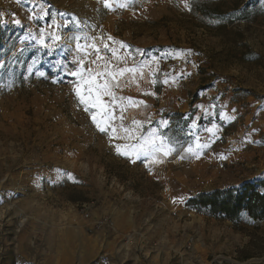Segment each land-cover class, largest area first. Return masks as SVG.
I'll use <instances>...</instances> for the list:
<instances>
[{
	"label": "rangeland",
	"instance_id": "374dc122",
	"mask_svg": "<svg viewBox=\"0 0 264 264\" xmlns=\"http://www.w3.org/2000/svg\"><path fill=\"white\" fill-rule=\"evenodd\" d=\"M123 2L114 16L104 0H19L0 15V55L12 52L0 67V264H264V221L235 226L185 206L198 192L264 179V17L218 24L190 0ZM16 7L27 22L13 23ZM113 38L132 65L153 68L156 93L198 100L190 143L156 130L173 148L160 164L118 155L110 128H89L85 145L76 79L49 62L75 70L90 53L111 65ZM177 101L157 108L161 120L181 112Z\"/></svg>",
	"mask_w": 264,
	"mask_h": 264
},
{
	"label": "snow or ice",
	"instance_id": "6c2138e0",
	"mask_svg": "<svg viewBox=\"0 0 264 264\" xmlns=\"http://www.w3.org/2000/svg\"><path fill=\"white\" fill-rule=\"evenodd\" d=\"M133 2L134 0H125V2L120 3L119 6L122 8H127L129 4ZM104 6L111 7L112 5L109 0H104ZM185 7H189L187 3H185ZM60 15H63V13H61ZM31 18L32 17H29V19ZM53 21H55V16H53ZM0 23H3L2 19H0ZM13 23L19 25L20 21L13 17ZM50 37L54 43L60 39L59 35L54 32L50 33ZM37 39L41 46L47 48L49 52H51L53 45L44 43L43 29L41 30L40 36ZM109 39H111V37H109ZM84 47H87V45H85ZM105 47H107V45H105ZM121 47L125 46L121 45ZM76 48L78 52L81 49V45L78 42ZM99 59H101V57L97 55V60ZM76 63L83 65V58L81 57L80 60L76 61ZM92 63H95V61H93ZM54 67L63 66L60 65L59 62H57V65H55ZM85 71L87 72V78H85V76L83 75ZM138 71L140 72L142 77V71L136 67H113L110 64L105 63L99 71L94 72L91 68L84 69L83 67H79L67 74L73 77H78V80L73 81L74 94L77 97L79 104L84 106V111L89 114L92 123L95 125L98 131H100L101 133H106L110 128V140H112L113 138L137 140V143L135 144H125L123 146L119 144L116 145L115 147L117 154L127 156L130 160H132L133 163H135L137 159H140L141 156H144L146 159H148L149 162L155 163L159 162L156 159L158 153L163 152V154L167 156L171 154L173 148L168 145L163 137L156 136L155 129H153L148 136H143L142 134L137 136L136 133H140V130L143 126L142 122L139 120L132 119V128L125 127L123 126V124H121V127L119 129L116 128L115 126H113L115 117L113 116L112 111H110V107L116 106L117 101H119V105L121 106L120 119L123 121V112L126 110V107L128 105L138 106V102L132 100V98H118L115 92L116 88L121 87V78L131 76L133 79H135ZM40 75H43V73H40ZM128 82L129 81L127 79L124 80L125 84H127ZM167 82V80L164 81V83ZM153 83H155V81H153ZM105 97L109 98V100L111 101V105L105 102ZM125 101H127V104H125ZM92 109H95V111H92ZM159 123L162 126H166L168 124V121L161 120ZM121 132L124 133L123 137L120 136ZM157 140H159V143H157ZM186 151L191 152V146H189ZM133 157H135V159H133ZM69 178L71 179L70 175Z\"/></svg>",
	"mask_w": 264,
	"mask_h": 264
},
{
	"label": "crops",
	"instance_id": "0c3cea01",
	"mask_svg": "<svg viewBox=\"0 0 264 264\" xmlns=\"http://www.w3.org/2000/svg\"><path fill=\"white\" fill-rule=\"evenodd\" d=\"M17 1L19 0H0V15L4 14H9L10 12H8V8L6 5H10L11 2H14L17 4ZM111 3V7H109L110 11H112L113 16H114V0H110ZM6 6V7H5ZM18 7H16L17 9ZM22 10H24L23 8H18L16 10L15 16L17 17V19L20 21V24L25 21L27 22V15L26 13H24ZM25 19V20H24ZM33 27V26H30ZM35 28V27H33ZM113 27H112V31H113ZM81 36V35H79ZM75 35H70L69 36V40L71 39H75ZM67 40V42L69 41ZM87 38L84 37V40H82L81 43H79L80 45H82V43L87 42ZM116 42V41H115ZM114 42V38L112 39V43H110V49L112 50V56L114 58L111 66L113 67H136L138 69H140L142 71V77L140 72H137V75L135 77V79H133L131 76H126L125 78H121V80H125L127 79L129 82L128 88L124 85L121 84V87L119 89H117V91L119 93H116L117 97H130L132 98V100L138 102V106L135 105H128L126 107V110L123 112L126 115V127L132 128V124L131 121L132 119H136L142 122V128L140 130V133H136L137 136L139 135H143V136H148L150 134V132L155 129L157 131H160V135L163 136V134H166L168 131H171V124H170V120L169 118L165 115V118L168 121V124L166 126H162L160 125V121H161V112L156 113V110L158 107H166L168 104L170 106H173V102L177 101V95H175L174 99H169L167 97V95L165 94V92L163 93H156L154 91V86L155 84L153 83L154 78L152 75V70L153 68L148 66V65H144V64H140V65H132V52H130V50L128 49V46L126 44H123L122 42L118 41L117 43ZM92 46L91 42L87 43V48L89 50L92 49V47H88V46ZM121 45H124L125 47H121ZM34 47V46H33ZM36 47V46H35ZM38 48H41L40 46H38ZM96 49V47H94ZM129 50V51H128ZM115 51V54H114ZM91 52V51H90ZM12 52H5V54H2L3 57L0 58V66H2V64H4V62L11 56ZM77 56H70V59H74ZM78 60H80V58H83V64H84V69H88L91 68L93 69V71H99L102 66L105 64L104 60H97V57H93L91 56L90 53H84L81 56H78ZM77 60V61H78ZM93 61H95V63H92ZM40 62V64H42V61H38V63ZM49 62L51 64H57V62H59L60 65H62L63 67H61L62 71H65L63 74L68 75L67 73L73 71L70 69L66 68V64H68L66 61H57L54 59L49 60ZM76 62V61H75ZM74 62V63H75ZM78 64V63H75ZM99 66V67H98ZM83 75L85 76V78H87V72L85 71L83 73ZM71 76V75H68ZM76 80H78V77H74ZM180 92V89H178L176 92ZM182 93L183 97V101L178 102L177 101V107L179 109H177L178 111H181L182 114H185L187 117L190 116L192 113H194L196 108H199V104H198V100L196 99H190L188 94ZM211 94H214L213 91ZM171 100V101H170ZM199 100H201L199 98ZM168 101L170 103H168ZM105 102L109 103L111 105V101L109 100V98L105 97ZM142 102V103H139ZM125 104H127V101H125ZM233 104V103H232ZM226 105V104H225ZM234 106H236L237 104H233ZM202 106V105H201ZM222 106L223 108L224 105L219 102L218 107ZM115 112L118 115L121 113V106L119 105V101H117V105L115 106ZM176 107V106H175ZM176 107V108H177ZM92 111H95V109H92ZM180 112V113H181ZM80 117H82V121H83V130L85 129L87 131L86 137L84 139V144L87 145L90 141L91 135L89 134V128H96L95 125L92 123V120L89 116L88 113H86L84 111V106L82 107L81 112H79ZM115 117V116H114ZM121 124L124 125L123 121H119L116 122V118L114 119V126L116 128H120ZM191 131V130H190ZM190 131L188 130V128L185 131V135H189L191 134ZM120 136H124V133L121 132ZM157 137H161L159 135H156ZM164 137V136H163ZM179 142L184 145L185 144V138H179L178 139ZM167 142V141H166ZM137 143V140H126L123 138L117 139V143L116 145H125V144H135ZM157 143H159V140H157ZM168 143V142H167ZM189 142H187L186 144H188ZM180 144V145H181ZM116 150V148L114 149ZM168 156H165L163 154V152L158 153L157 154V160L159 161L158 163L160 164V162L162 160H166Z\"/></svg>",
	"mask_w": 264,
	"mask_h": 264
},
{
	"label": "trees",
	"instance_id": "16d2710c",
	"mask_svg": "<svg viewBox=\"0 0 264 264\" xmlns=\"http://www.w3.org/2000/svg\"><path fill=\"white\" fill-rule=\"evenodd\" d=\"M190 8L203 20L218 24L255 22L264 17V0H190ZM167 117L171 131L184 139L190 116L173 113ZM191 140L186 139L185 143ZM185 206L203 216L227 220L235 226L242 220L252 223L264 221V179L198 192L187 199Z\"/></svg>",
	"mask_w": 264,
	"mask_h": 264
},
{
	"label": "built area",
	"instance_id": "2783aa9c",
	"mask_svg": "<svg viewBox=\"0 0 264 264\" xmlns=\"http://www.w3.org/2000/svg\"><path fill=\"white\" fill-rule=\"evenodd\" d=\"M98 39H101V33L100 32L96 33L95 38H94L95 41H97ZM127 84H125V85H127Z\"/></svg>",
	"mask_w": 264,
	"mask_h": 264
}]
</instances>
